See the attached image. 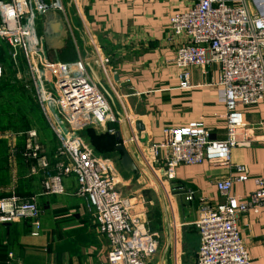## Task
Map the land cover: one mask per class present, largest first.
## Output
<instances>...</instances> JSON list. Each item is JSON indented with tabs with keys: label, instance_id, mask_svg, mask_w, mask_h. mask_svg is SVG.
Wrapping results in <instances>:
<instances>
[{
	"label": "built area",
	"instance_id": "1",
	"mask_svg": "<svg viewBox=\"0 0 264 264\" xmlns=\"http://www.w3.org/2000/svg\"><path fill=\"white\" fill-rule=\"evenodd\" d=\"M69 1L71 5L72 0ZM176 1L185 5L168 18L169 40H182L172 60L178 88H191L190 68H217L218 82L214 87L226 111L225 139L212 141L202 123L164 129L162 141L146 147L149 161L162 164L160 171L167 181L182 165L206 162L232 170L231 176L215 184L222 198L220 203L212 207L200 200L197 219L192 224L199 242L195 264H250L238 219L252 207H264V178L252 181L254 192L248 200L229 196L233 184L248 180L247 168L232 165L230 155L237 146V131L243 127L242 110L264 100V0ZM63 5L62 0H54L50 7L42 9L34 0H0V80L6 75L3 53L7 51L18 88L21 92L30 91L56 143L53 155L48 157L35 130L23 134L22 154L28 162V176L41 177L43 195L57 196L65 193L62 179L72 177L74 196L84 203L96 234L107 245V264H148L158 241L155 234L145 229L143 205L131 207L122 199L112 162L95 156L80 134L91 126L115 125L118 120L86 68L75 37L74 18L69 7ZM33 6L40 10L41 20L45 11L61 15L75 61H47L42 36L35 32L36 23L40 25L41 20L32 12ZM73 7L75 10L71 11L85 30L87 45L111 87L109 59L102 57L95 46L77 0ZM20 59L22 62L18 63ZM108 134L114 132L110 130ZM192 199V193L184 198L186 202ZM40 215L34 197L25 202L14 196L0 200V225L30 221L32 237L39 233Z\"/></svg>",
	"mask_w": 264,
	"mask_h": 264
},
{
	"label": "crops",
	"instance_id": "2",
	"mask_svg": "<svg viewBox=\"0 0 264 264\" xmlns=\"http://www.w3.org/2000/svg\"><path fill=\"white\" fill-rule=\"evenodd\" d=\"M77 2L100 55L109 59L107 71L111 87L100 70L97 72L104 90L94 82L118 120L116 125L107 124L93 130L97 135L113 131V135L120 139L118 144L128 149L132 157L135 172L122 171L118 158L113 160L114 164L112 162L119 182L129 186L126 195L119 190L122 199L131 207L142 204L146 216V209L153 202L147 203L144 197L150 193L155 195L154 202L160 209L166 235L164 241L160 233L156 235L158 248L148 264H178L182 256V241L197 219L200 200H205L212 207L220 203L222 198L215 184L233 172L228 167L204 162L196 166H179L174 178L167 181L160 171L162 164L149 161L146 147L150 143H160L164 129L185 128L195 123H202L212 141L225 139L226 111L214 87L218 82L217 68H190L191 88H178L177 71L172 60L174 50L182 40H169L168 18L184 8L185 5L179 1ZM78 29L74 21V32L80 37L78 46L85 64L90 61L97 63L86 42L81 41ZM69 45L68 40L67 47ZM16 92L19 91L9 93L19 97L22 104L31 102L21 91ZM35 107L39 118L37 105ZM122 113L129 125L140 123L137 128L140 134L128 129L121 120ZM242 113L243 127L237 131V146L231 151L230 163L244 165L248 180L233 184L229 196L246 201L254 192L252 181L264 178V100L243 109ZM6 116L1 110L0 200L14 196L25 202L34 197L41 215L36 237L31 236L34 229L30 222L21 220L0 226V264H107V245L96 234L94 221L84 203L74 196V179H64V195H43L40 182L28 176V162L22 154L25 132L18 136L13 134L12 127H6ZM30 129L38 133L42 150L50 157L55 139L47 126L52 141L40 140V132L34 127ZM136 135V143L127 145L126 141ZM140 178L146 180L147 188L138 186L135 189ZM188 193L193 194L190 202L184 200ZM238 231L250 264H264V207H252L240 215ZM198 245L197 237L194 264ZM158 251L159 259L156 258Z\"/></svg>",
	"mask_w": 264,
	"mask_h": 264
},
{
	"label": "rangeland",
	"instance_id": "3",
	"mask_svg": "<svg viewBox=\"0 0 264 264\" xmlns=\"http://www.w3.org/2000/svg\"><path fill=\"white\" fill-rule=\"evenodd\" d=\"M53 1L54 0H34V4L40 6L42 9H47L48 7H50L52 5ZM62 2L64 3V5H63L64 7L66 5H67L66 7H69V12H70L71 16L74 18V21H75L76 25L79 28L78 31L80 30L79 34L81 33L80 34L81 35V41H83L85 43L87 41V38H86V35H85V30L83 28V25L75 17L73 11H71V10H75V8L73 7L74 0L71 1V5H70V1L69 0H62ZM31 10H32V12L35 14V16L40 21L41 20V18H40L41 17L40 10H37L34 6L31 8ZM35 32H36L37 36L40 37V35H41V24L38 25L36 23ZM75 37H76V40L78 42V39L80 37L78 35L77 36L75 35ZM69 42H70V40H69ZM85 45H87V42L85 43ZM65 49H67V46H66ZM3 55H4L3 62L5 63L4 65H5L6 75L4 76V78L2 80H0V84L1 85L3 84L6 88H9V89L11 88L10 92L16 90V91H19V92H16V93H20L21 89L18 88V84L16 83L15 78H14V70L8 64V62H9L8 52L4 51ZM46 55H47L46 59H47V61L49 63H51V62L54 63L55 62L53 57H52V55H50L49 53L46 54ZM19 62H22V59H20L18 61V63ZM101 85L103 86L102 82H101ZM1 90H4V88H1ZM22 93L31 100L30 103L27 102L25 104H22L20 102L19 106L16 105V107H13V106L11 107L9 104H7V102L4 100V98H3V100H2V98H0V111L3 110L4 114L7 115L6 116V125H7L6 127H10L11 126L12 127L11 130L14 132L13 134H15L17 136L20 135L22 132H25L23 130L22 125H21L22 120L17 115V112H21V114L26 118L25 121H26V123H28V127L29 128H31V127L33 128L34 127V128H36L38 130V132H40L39 134L42 135L40 140L44 138L47 141H49V140L52 141V136L51 135H50L51 137L49 136L50 133L49 134L47 133L48 131H47L46 127H45L47 125L46 124L44 125V123L40 120L41 118L38 119V117H37V114H36L37 113V111H36L37 108L35 107V105L32 104L34 102L31 99L32 96H31L30 91L26 90V91H23ZM29 108H31V110H33L32 113L28 112ZM17 110H20V111H17ZM27 113H29V115ZM33 116L36 117V118H32ZM93 127L94 126H91L90 128L93 129ZM86 131L87 130H84V131L80 132V134H81L82 138L84 139L85 143L93 151L95 156H97L98 158L103 159L102 155L97 154L99 151L102 150L101 149L102 147L100 145L103 144V141H99V144H97L100 147H98V148L94 147L93 146L94 144H92V143H97L98 142V138L92 137ZM55 149H56V143H55L54 151H55ZM105 159H108V158H105ZM110 161L113 162V164H114L113 160H110ZM125 184H124V182H120L117 185L118 190H120V192L123 193V195H126L128 193V191H129L128 190L129 186H127ZM138 186L139 187H144L145 186L144 188H147L148 185H146V180H143V178L142 179L140 178L139 182H137V184H136V188L135 189H138ZM145 191H148V190H145ZM143 193H145V192H143ZM146 193H150V192H146ZM144 199L149 204L151 202H153L146 209L147 215L145 216V219H144V221H145V229H146L147 233H149V234H155V235L158 236L159 233H160V235H161V237H162V239L164 241L166 233H165L164 224H163V218H162L160 209L158 208L157 203L154 202V201H156L155 195L153 193L152 194L150 193L149 195L144 197ZM192 226H190L188 228L186 236H184L185 240L184 241L181 240L183 242L182 243V249H181L182 256L180 257V261H179L178 264H194V257H195V251H196L195 239L197 237H196V234H195V230H194V228ZM159 251H162V250H159ZM159 251H158V254L156 256L157 259H159V253H160Z\"/></svg>",
	"mask_w": 264,
	"mask_h": 264
},
{
	"label": "water",
	"instance_id": "4",
	"mask_svg": "<svg viewBox=\"0 0 264 264\" xmlns=\"http://www.w3.org/2000/svg\"><path fill=\"white\" fill-rule=\"evenodd\" d=\"M41 36L43 40L44 49L47 53L52 55L54 61L56 63L60 62L59 54L66 48L68 43V33L63 22L61 15L53 10L45 11L42 15L41 21ZM95 69H92V67ZM86 67L89 69V72L94 79V81L99 85V87L103 89L100 78L98 76L99 66L94 61H90L86 64ZM109 97V96H108ZM110 99V98H109ZM111 100V99H110ZM121 120L123 118L121 117ZM140 126V123H132L131 128L136 134H140V129L137 128ZM136 141L138 140V136L135 137ZM116 141L119 143L120 139L116 138ZM116 151L119 155H113L112 157L104 160H111L118 158V165L122 169V171L135 172L136 167L132 161V157H130L128 153V149H126L122 144H118L116 146ZM101 159V158H100Z\"/></svg>",
	"mask_w": 264,
	"mask_h": 264
},
{
	"label": "trees",
	"instance_id": "5",
	"mask_svg": "<svg viewBox=\"0 0 264 264\" xmlns=\"http://www.w3.org/2000/svg\"><path fill=\"white\" fill-rule=\"evenodd\" d=\"M59 59H60V62H67V63L75 61V53H74L73 48L71 47V45H69L67 47V49H65L64 51H62L59 54ZM2 85L0 84V96L2 95V97L7 102V104H9L11 107L12 106L16 107V105H18L20 103L19 101H21V100L19 99V97H16L15 94L9 93L10 91L4 85L3 86ZM1 88H4V90H1ZM3 98H2V100H3ZM17 111H20V110H17ZM28 112L32 113L33 110H31V108H29ZM27 114L29 115V113H27ZM17 115L22 120L21 125L24 128V131L26 132L28 130H31L28 127V123H26V121H25L26 118L21 114V112H17ZM32 118H36V117L33 116ZM39 118H41V117H39ZM40 120L44 123L42 118ZM44 125H45V123H44ZM85 130H87L86 132H88L92 137L98 138V142L97 143H92V144H94L93 145L94 147H97V148L100 147V146L102 147L101 148L102 150L99 151L100 153L98 152L97 154H100V155H102L105 158H110L113 155H116V156L119 155L118 152L116 151V146L118 145V142L116 141L115 135H111V134H108V133H105V134H102V135H97L96 132L93 129H91V128H87ZM99 141H103V144L100 145V146L97 145V144H99ZM111 160H117V158L116 159H111ZM71 178L72 177H69L68 179H71ZM34 179H37L39 182H41V177L40 176L34 177ZM64 179H66V178H64ZM64 179H62V182L64 181ZM22 221L23 222H30V221H26V220H22ZM38 221H39V219H38ZM0 226H3V225H0Z\"/></svg>",
	"mask_w": 264,
	"mask_h": 264
},
{
	"label": "bare ground",
	"instance_id": "6",
	"mask_svg": "<svg viewBox=\"0 0 264 264\" xmlns=\"http://www.w3.org/2000/svg\"><path fill=\"white\" fill-rule=\"evenodd\" d=\"M123 117L125 118V115L122 113V118H123ZM124 118H123V121L125 122L126 126L128 127L129 124H128L127 121H125L126 119H124ZM128 140H129V141H126V142H127V145H129V146H130L131 144H135V143H136V139H135V138H134V141H133V142L131 141V138H129Z\"/></svg>",
	"mask_w": 264,
	"mask_h": 264
}]
</instances>
